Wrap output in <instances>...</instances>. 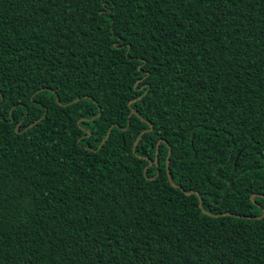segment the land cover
<instances>
[{
    "label": "trees",
    "instance_id": "trees-1",
    "mask_svg": "<svg viewBox=\"0 0 264 264\" xmlns=\"http://www.w3.org/2000/svg\"><path fill=\"white\" fill-rule=\"evenodd\" d=\"M263 210L264 0H0V264H264Z\"/></svg>",
    "mask_w": 264,
    "mask_h": 264
},
{
    "label": "water",
    "instance_id": "water-1",
    "mask_svg": "<svg viewBox=\"0 0 264 264\" xmlns=\"http://www.w3.org/2000/svg\"><path fill=\"white\" fill-rule=\"evenodd\" d=\"M131 112H136L135 110H132ZM152 129V125L150 124V128H149V130H151ZM16 131H17V128H16ZM144 131H142L141 132V134L143 133ZM106 138V137H105ZM104 138V139H105ZM138 139H139V136H138V138H137V140L135 141V143H134V146H133V149H134V147H135V144L137 143V141H138ZM104 141V140H103ZM102 141V142H103ZM160 143V140L157 142V145H156V152H157V148H158V144ZM101 145V144H100ZM169 155H170V149H169V152H168V155H167V166H168V158H169ZM156 159H157V155H156ZM152 164V161H150L149 160V165H151ZM146 169V168H145ZM168 176H169V172H168ZM169 179H170V177H169ZM170 182L174 185V186H178L177 184H174L172 181H171V179H170ZM186 194H190V193H196L197 195H198V198H199V206H200V208L202 209V211H204L205 212V210L202 208V201H201V196L199 195V193L197 192V191H184ZM253 197H254V195H252L251 196V198L253 199ZM264 215V210H263V213H262V216Z\"/></svg>",
    "mask_w": 264,
    "mask_h": 264
}]
</instances>
